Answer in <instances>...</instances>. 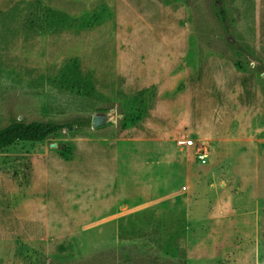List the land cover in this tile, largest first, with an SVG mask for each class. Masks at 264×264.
Wrapping results in <instances>:
<instances>
[{
  "label": "rangeland",
  "instance_id": "rangeland-1",
  "mask_svg": "<svg viewBox=\"0 0 264 264\" xmlns=\"http://www.w3.org/2000/svg\"><path fill=\"white\" fill-rule=\"evenodd\" d=\"M58 1L0 0V127L90 125L0 152V264H264V0Z\"/></svg>",
  "mask_w": 264,
  "mask_h": 264
},
{
  "label": "trees",
  "instance_id": "trees-1",
  "mask_svg": "<svg viewBox=\"0 0 264 264\" xmlns=\"http://www.w3.org/2000/svg\"><path fill=\"white\" fill-rule=\"evenodd\" d=\"M219 17L224 24L227 22L224 8ZM89 125V120L81 117L64 121L12 118L9 123L0 127V152L21 142L44 141L52 134L65 129L84 128Z\"/></svg>",
  "mask_w": 264,
  "mask_h": 264
},
{
  "label": "crops",
  "instance_id": "crops-1",
  "mask_svg": "<svg viewBox=\"0 0 264 264\" xmlns=\"http://www.w3.org/2000/svg\"><path fill=\"white\" fill-rule=\"evenodd\" d=\"M121 2H127L126 0H120ZM55 2H59L58 0H55ZM63 2H67V0H63ZM68 2H76V0H69ZM101 2H112L113 5L115 7H117V2L119 1H115L113 2V0H102ZM117 9V8H116ZM117 14H118V9L116 10V17H117ZM119 32V31H118ZM163 32V33H162ZM158 32L156 33V35H163L161 40L162 42H165L167 41L169 43L170 46H173L174 43H172L170 40L174 39V38H177V37H182L183 36V33H174V32ZM185 35V34H184ZM116 39H117V42L120 41L121 42V39H124V38H120L118 36V33H116ZM116 42V43H117ZM167 46V45H166Z\"/></svg>",
  "mask_w": 264,
  "mask_h": 264
},
{
  "label": "built area",
  "instance_id": "built-area-1",
  "mask_svg": "<svg viewBox=\"0 0 264 264\" xmlns=\"http://www.w3.org/2000/svg\"><path fill=\"white\" fill-rule=\"evenodd\" d=\"M184 145H186V146L194 145V140L189 139V140L184 142ZM196 155L201 160L202 164H205L207 162V158L209 155L207 148H205V147L199 148V150L196 152Z\"/></svg>",
  "mask_w": 264,
  "mask_h": 264
},
{
  "label": "water",
  "instance_id": "water-1",
  "mask_svg": "<svg viewBox=\"0 0 264 264\" xmlns=\"http://www.w3.org/2000/svg\"><path fill=\"white\" fill-rule=\"evenodd\" d=\"M103 122H104V119L103 118H101L100 116L95 115L94 118H93L92 126L94 128H96V127L102 125Z\"/></svg>",
  "mask_w": 264,
  "mask_h": 264
}]
</instances>
